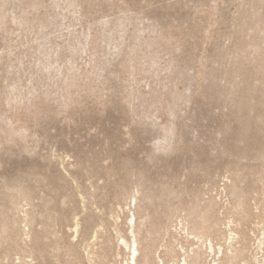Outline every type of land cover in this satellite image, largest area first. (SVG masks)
Returning a JSON list of instances; mask_svg holds the SVG:
<instances>
[{
	"label": "rangeland",
	"instance_id": "1",
	"mask_svg": "<svg viewBox=\"0 0 264 264\" xmlns=\"http://www.w3.org/2000/svg\"><path fill=\"white\" fill-rule=\"evenodd\" d=\"M198 208L264 264V0H0V264H124L131 214L176 264Z\"/></svg>",
	"mask_w": 264,
	"mask_h": 264
},
{
	"label": "bare ground",
	"instance_id": "2",
	"mask_svg": "<svg viewBox=\"0 0 264 264\" xmlns=\"http://www.w3.org/2000/svg\"><path fill=\"white\" fill-rule=\"evenodd\" d=\"M241 177L239 175L235 174V181L237 182ZM236 183L232 185V190L236 188ZM242 194L241 196H238L237 203H242ZM204 209L198 208L195 210L194 214L192 215V220L198 224V227L200 229L201 234L199 233L198 237H201L204 239V251L201 250V248H196L192 250L191 253L187 255H182L181 259L178 260L176 264H204V257L209 256L210 254L214 253L217 258L213 259L211 263L214 264L216 260H220L219 262L221 264H233L235 261L240 260L244 252L246 251V244L244 241V238L241 237H229V243L227 245V248L223 251L221 245L217 246L216 251L214 248V244L212 243V240L210 238V228L205 226V218H204ZM46 214V212L44 213ZM40 215V214H39ZM38 215V216H39ZM44 216V215H43ZM47 217V216H46ZM45 216L43 218H46ZM42 218V221L40 222L42 225V231L46 230L47 224L45 223L46 219L44 220ZM48 218V217H47ZM53 218V217H52ZM41 219V218H40ZM40 221V220H39ZM50 221V218H49ZM134 216L131 214V216L128 218V223L130 225V236L125 238L121 237L120 243L123 246L124 250L127 251L125 254V260L124 264H147V254L145 253V248H141L140 246L143 243V239L141 238V232L139 229H135L134 227ZM48 223V222H47ZM50 224V222L48 223ZM40 233H37L39 235ZM54 250H57L58 248H53ZM44 253V249H39L34 258H37L40 260V264H48L47 261H42L41 256ZM219 253L223 255V257L219 258Z\"/></svg>",
	"mask_w": 264,
	"mask_h": 264
}]
</instances>
